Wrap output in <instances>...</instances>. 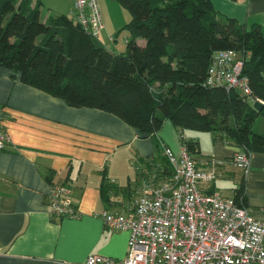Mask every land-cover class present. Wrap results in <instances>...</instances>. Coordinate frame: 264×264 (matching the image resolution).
Returning <instances> with one entry per match:
<instances>
[{
	"label": "crops",
	"instance_id": "obj_1",
	"mask_svg": "<svg viewBox=\"0 0 264 264\" xmlns=\"http://www.w3.org/2000/svg\"><path fill=\"white\" fill-rule=\"evenodd\" d=\"M210 1L221 19L264 26V0ZM40 2L42 21L55 16L42 15L45 4L56 15L69 14L74 5V0ZM99 2L100 33L108 42L115 41L126 18L121 12L120 18L115 16L107 0ZM105 47L114 51L111 44ZM0 104L2 129L10 138L0 150V264H74L90 254L124 258L128 232L106 227L101 214H131L142 181L152 175L160 158L152 138L111 113L68 106L63 99L21 82L18 72L3 66ZM156 137L179 153L182 144L169 120ZM183 137L198 141L199 153L193 157L201 169L210 168L208 159L217 163L218 176L203 184L202 190L232 198L235 189L242 187L246 207L264 222V153H250L245 176L232 162L241 148L211 135L212 143L204 150L194 130H184ZM51 183L71 187L77 217L57 218L49 213Z\"/></svg>",
	"mask_w": 264,
	"mask_h": 264
},
{
	"label": "trees",
	"instance_id": "obj_2",
	"mask_svg": "<svg viewBox=\"0 0 264 264\" xmlns=\"http://www.w3.org/2000/svg\"><path fill=\"white\" fill-rule=\"evenodd\" d=\"M118 2L130 15L115 34L129 32L120 53L70 13L42 21L40 0H0V66L68 106L111 113L151 137L164 177L171 170L156 133L166 120L191 155L199 153V143L184 138V130L210 132L213 140L264 153V130L253 129L264 105L258 111L248 97L205 84L213 54L234 50L243 55L252 95L264 104V26L221 19L210 0ZM232 198L246 206L242 187Z\"/></svg>",
	"mask_w": 264,
	"mask_h": 264
},
{
	"label": "built area",
	"instance_id": "obj_3",
	"mask_svg": "<svg viewBox=\"0 0 264 264\" xmlns=\"http://www.w3.org/2000/svg\"><path fill=\"white\" fill-rule=\"evenodd\" d=\"M70 14L93 37L103 28L97 0H74ZM243 55L234 50L216 51L205 84L234 90L252 100L248 79L242 74ZM0 104V150L10 138L2 129ZM171 174L162 175L157 165L142 181L140 195L131 203L130 215L103 211L104 225L128 232L122 259L90 254L74 264H264V222L249 209L219 192L206 193L202 185L218 176L216 161L201 169L185 145L179 153L163 145ZM232 162L246 176L250 153L237 152ZM68 184H52L47 194L49 213L57 218L77 217Z\"/></svg>",
	"mask_w": 264,
	"mask_h": 264
},
{
	"label": "rangeland",
	"instance_id": "obj_4",
	"mask_svg": "<svg viewBox=\"0 0 264 264\" xmlns=\"http://www.w3.org/2000/svg\"><path fill=\"white\" fill-rule=\"evenodd\" d=\"M97 3L99 5V8H101V3L99 0H97ZM107 3L109 4V7L112 10V13L120 18V14L122 13L123 17L126 18L124 22H128L130 19L129 13L120 5L118 0H107ZM42 15L48 13L51 15H56L55 11L50 9L47 4L44 5V9L42 10ZM121 12V13H120ZM128 30L123 29L115 36V41L108 42L103 33H100L99 38L102 41V43L105 46H108V44H111L114 48V51L117 53L124 52L125 51V41L124 39L128 36ZM253 129L257 132H261L264 130V116L259 115L253 124ZM195 133L200 135L201 145L202 148L205 150L207 149L210 144L212 143L210 132H200V131H194ZM158 157V156H157Z\"/></svg>",
	"mask_w": 264,
	"mask_h": 264
},
{
	"label": "water",
	"instance_id": "obj_5",
	"mask_svg": "<svg viewBox=\"0 0 264 264\" xmlns=\"http://www.w3.org/2000/svg\"><path fill=\"white\" fill-rule=\"evenodd\" d=\"M263 103L258 101V100H254L252 102V107L255 108L256 110L260 111L263 108Z\"/></svg>",
	"mask_w": 264,
	"mask_h": 264
}]
</instances>
